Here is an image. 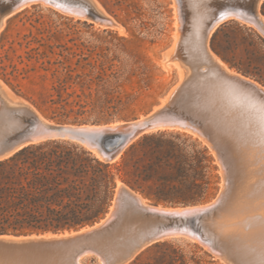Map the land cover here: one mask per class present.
Masks as SVG:
<instances>
[{
	"label": "rangeland",
	"instance_id": "374dc122",
	"mask_svg": "<svg viewBox=\"0 0 264 264\" xmlns=\"http://www.w3.org/2000/svg\"><path fill=\"white\" fill-rule=\"evenodd\" d=\"M103 1L106 0H32L29 3L23 4L20 0H13L12 2L15 3L10 4L12 3L10 2L9 5L1 8V13L5 15V21L0 29V83L3 86V91L8 94L7 98L12 102H16L8 103V105L6 104L7 112H5L4 115L7 116V113L12 115L14 112L11 110V107H15V105L16 107H18L17 105L19 104V107L24 104L28 105L25 100L17 99L12 93L19 94L26 100H29L28 97L39 99L42 91L46 94L51 89L54 80H56L53 76V72H55L56 69L59 70L57 73L60 74L63 72L66 65H71V67L74 68L73 74L76 75L77 73L90 72L92 67L88 62H93L97 64L98 69H100L101 63H105L106 66L113 63L114 71L119 70L120 72H124L116 90L118 91L117 94L122 97L124 102L127 101L128 95L130 96L129 105L123 110V113L129 115V117L114 119H133L147 114L155 107L156 109L162 108L161 114L153 118L150 122H166L169 116L167 113L173 110L175 112L178 110L177 113L185 114L190 118L193 117L192 108L194 105L202 102L201 95L203 91H201V86L202 83L207 80L204 79L202 74L206 71V66L201 59V54L195 51L187 41L193 33V30H191L192 21L190 17L187 16L186 11L179 13L178 0H114V2L118 1L120 4L116 7V12L121 18H124L127 10L131 14L132 20L127 26L124 25V27L119 24L113 25L99 22L97 18L95 22L90 19L88 13L91 8H93L92 10L96 13L99 11L104 12V9L107 10ZM251 1L252 0L243 2V5H249L248 7H250ZM128 4H130V6L126 9ZM209 4L213 5V2L207 4L208 9L212 8ZM263 4L264 0H260L258 10L262 13ZM12 8L17 9L9 15L5 14ZM70 11H75L80 14ZM261 16L264 20V13L263 15L261 14ZM230 18L220 22L211 32L208 41L211 52L230 70L237 72L236 67H233L230 63L225 61L213 49V37L215 32L219 30L216 39L219 49L228 57L233 58L235 62L243 68L250 70L252 77L258 79L256 76H261L264 78V32L259 29L260 27H257L256 24L249 20H241V18L238 17ZM181 33H183V35ZM79 60H81L80 63H78ZM191 69H194V71L192 72ZM107 71L109 73L111 72L110 69ZM128 72H130L129 76ZM42 75H46L45 80L41 77ZM145 82H148V84ZM177 83L178 85L180 84L179 89L175 95L171 97V100L169 99L170 95H167V93ZM45 87L48 89H44ZM102 88L103 82L96 79L95 82L92 83L91 88H84L85 93L88 94L91 91L93 93L92 96L86 97V95L83 94L79 97L77 94H82L81 86L80 84H74L73 89L77 92L70 100L77 99L84 104L88 103L84 108L88 111L80 115L79 121L72 120L77 116L76 112L71 113V119L69 120H62L60 117L54 118V115L58 114V112L54 110L55 108L52 107L50 103L43 106L42 109H39L37 106H29L34 108V110L49 123L81 124L84 122H93L92 119L96 116H101L102 113L99 112L97 106L94 108V105L90 102L97 99V97L103 93ZM29 101L31 102V100ZM159 105L160 107L157 108ZM169 106L170 108H168ZM68 108L78 110L80 106L73 104L68 106ZM161 115H163V118ZM159 117L161 118L159 119ZM114 119L100 123L103 125H105L104 123L112 124L111 122ZM29 121H35V118H29L27 125L30 124ZM195 125L198 127L196 128L197 130L171 125L156 127L154 129L151 127L134 137V139L122 149L120 154L110 159V161L113 162L120 159L125 149L145 132L168 129L186 132L197 138L208 148L213 158L212 169L209 173L211 179L209 194L207 199L200 203L211 201L218 191L219 195H222L223 200H221L216 208L208 210V214H203L202 220L207 222V224H201L200 213L196 216H186L185 219L181 220L182 222L179 221L181 225L170 226L168 229L170 232H168V234H163L161 237L159 236L155 239H168L174 241L184 247L186 251L196 250L197 254L205 256V264H229L219 256L222 250L228 258L230 257V261L232 259L231 264H262L261 262H257L261 261V259L264 264V252H261L264 251V224L260 222L262 219L257 217V212H246V208L249 207L250 204L242 201L236 203L234 201L233 197L236 180L231 170V162L228 155L225 154L223 149L218 148L208 137L207 132L203 129L202 122L197 121ZM12 127L13 126L5 122H1L0 134L12 129ZM71 140L79 142L92 151L84 142L82 143V141L77 139ZM216 150L221 153L220 157L217 156ZM99 158L103 159L101 157ZM224 173L228 175L225 177L226 174ZM120 184L123 185L124 183L121 178H117V197H119L118 194H121ZM222 185L224 186V190L222 189ZM124 186L130 189L126 184H124ZM225 187L226 192H224ZM133 192L140 195L148 204L155 205V202L145 197L139 191L135 190ZM215 202L216 201H213V203ZM213 203L199 204L198 206H211ZM163 204L165 203L159 205L164 207H182L166 206ZM118 205L117 208L120 210V204ZM126 206L128 205L125 200L122 202V207L126 208ZM229 212L242 215L234 221L244 222L243 232L224 233L222 224L225 221L222 217ZM209 213H211V215ZM119 214L116 218L117 224L115 227V234L117 237L114 234L111 243L102 247L105 253L100 251L106 257L110 254L114 255L121 252L122 249L129 247L132 243L135 244V240H137L140 235L151 230V228L149 229L148 226L143 225L141 222L137 223L135 221V223L131 218L128 219L124 211ZM180 226L183 228L178 229L177 227ZM202 228H205V232L202 231ZM212 229H214L213 232ZM49 233L50 232H48V234ZM132 233L134 234L132 235ZM192 233L194 235H192ZM215 233L218 237L215 236ZM118 234L120 235L118 236ZM209 234L211 235L210 237ZM119 237H121V239ZM214 238L221 240L224 246L219 247L213 242ZM118 245L120 246L118 247ZM234 245L237 247H234ZM244 247H248V250L246 248V254H248V256L245 254ZM236 248L237 250L241 249L242 252H238ZM252 250H254V253ZM249 252H251L253 256L255 254L258 256L255 255L252 257ZM241 253L247 256V258L250 256L251 258H244L245 256L242 257ZM67 258L71 260L70 256ZM80 261L82 264H98V262L102 264V258L98 252L87 253L82 256ZM233 261L234 263H232ZM71 263L73 264V261L69 264Z\"/></svg>",
	"mask_w": 264,
	"mask_h": 264
},
{
	"label": "trees",
	"instance_id": "16d2710c",
	"mask_svg": "<svg viewBox=\"0 0 264 264\" xmlns=\"http://www.w3.org/2000/svg\"><path fill=\"white\" fill-rule=\"evenodd\" d=\"M103 4L125 26L132 20L128 10L124 18L118 15V1L106 0ZM218 32L213 37V49L233 67L251 75L250 70L219 49ZM88 64L92 67L90 72L76 75L71 65H66L60 74L56 69L51 89L46 94L42 91L39 99L28 97L29 100L39 109L50 103L58 112L54 118L69 120L71 113L76 112L72 120L79 121L80 115L88 111L84 109L88 103L70 100L77 92L74 84L81 86L79 97L83 94L91 97L93 93L86 94L84 88H91L98 79L103 82V93L90 103L102 114L92 121L129 117L123 110L129 105L130 96L124 102L116 90L124 72L114 71L113 63L107 66L101 63L100 69L96 63ZM41 77L46 79V75ZM256 77L264 82L261 76ZM73 104L80 108H68ZM212 162L208 148L197 138L168 129L143 133L113 162L100 159L79 142L67 138L31 142L0 159V232L56 231L91 223L107 211L117 178L155 203H200L209 194ZM205 262V256L196 250L186 251L178 243L165 239L149 245L127 264Z\"/></svg>",
	"mask_w": 264,
	"mask_h": 264
},
{
	"label": "bare ground",
	"instance_id": "6f19581e",
	"mask_svg": "<svg viewBox=\"0 0 264 264\" xmlns=\"http://www.w3.org/2000/svg\"><path fill=\"white\" fill-rule=\"evenodd\" d=\"M12 1L13 0H0V16L2 14L1 8L9 5V3ZM21 1L23 4H26L31 2L32 0H20V2ZM245 1L248 0L176 1L177 3H179V13L186 11L187 16H189L192 21L191 30H193V33L187 41L192 46V48L195 49V51H198L201 54V59L206 66V71H204L202 74L204 79H207L202 83L201 86V91H203V94L201 95L202 102L194 105V107L192 108V114L194 118H190L185 114L177 113L178 110L177 112L173 110L167 113L169 114L167 121L161 123L153 121L147 123L141 122V124L139 125L125 122H117L105 125H65L63 130H59L56 123L47 122L40 114H38L34 110V108L29 106V104H24L21 107H19V104L17 105L19 108L15 105V107H11V110H13L14 112L12 115H9L8 113L7 116L4 115V113L7 112L6 109L8 103H16L10 101L8 98H5L4 106L0 111V123L5 122L6 124H9L13 127L8 131L2 132L0 135L6 133H14L22 130L25 132L31 131V135L34 137L35 141L44 139L46 137L67 136L82 141V143L84 142L85 145L92 149V152L96 156L101 158L109 157L110 159H112L114 157H117L122 149L128 143H130V141L134 139V137L138 136V134H140L144 130H148L151 127H153L154 129L156 127L165 125L196 129L198 127L195 124L197 121H199L203 123V129L207 132L208 137L218 148L223 149L225 151V154H227L230 159L231 170L233 171L236 180L233 197L234 201L236 203L242 201L244 203L250 204L249 207H245L247 209L246 212H257V217H260L261 219L264 218V87L256 81H251L252 85L248 86L240 83V81L245 79V77L237 72L230 70L223 62L216 58L211 52L208 44L210 34L214 30V28L220 22L230 17H238L241 18V20H249L250 22L256 24L257 27H260L259 29L264 32V20L258 10V4L260 0H252L250 7H248L249 5H243V2ZM15 2H12L10 4H13ZM210 2H213V5L209 4L212 8L208 9L207 4ZM251 8L256 10L257 15L251 14ZM92 9L93 8L89 10L88 14L91 15L90 12L92 11L93 14L96 15L97 21L113 25L116 24L112 19L104 18L101 15L102 12L99 11L96 13ZM70 12L80 14L75 11ZM181 34L183 35V33ZM194 69H191L192 72L194 71ZM0 90H3V86L1 83ZM170 106L168 108H170ZM162 116L163 115H161V117ZM161 117H159V119ZM29 118H35V121H29L30 124L27 125ZM141 127H145V129L140 130ZM118 139L119 142L114 147V149H102V151L99 150V148L103 146L102 143H104V146H107L108 143L115 142ZM224 174H226L225 177L228 175L227 173ZM120 188L121 196L118 194L119 197L116 196L115 200V204L117 206H119L118 204H120L119 213H122L124 211L128 219L131 218L132 220H134L133 222H141L143 225L148 226L149 229L151 228V230H147L148 232L140 235L137 240H135V244L149 237H155L157 239L163 234H168V232H170L168 231L170 226L181 225L179 221L185 219L186 216H196L200 213L201 224H207V222H204L202 220V216L203 214L208 212L206 210L209 205L186 207H164L160 205L155 206L145 202V200L140 197V195H137L135 192L128 189L126 186H124V184H120ZM222 189L224 190V186ZM224 192H226V187ZM125 200L128 205L126 206L127 209L122 207V202ZM172 213L184 214L172 215ZM209 214L211 215V213ZM241 216L242 215L230 212L224 215L222 217V219L226 222L222 224L224 233L243 232L244 222L234 221ZM116 224L117 220H115L114 223L107 229L91 235H73L70 237H63L64 235L58 236L52 232H50L51 234H48L47 232L44 237L48 239L43 240H30L24 236H0V264H69L72 261L73 264H82L80 261L82 256L91 252L100 253L102 264H107L108 259L109 261H112L118 258L122 254V252L128 249V247H126L125 249H122L121 252L114 255L110 254L108 255V257L104 256L100 252L102 251L103 253H105L102 247L111 243L113 235L115 234ZM180 227L177 228H183ZM202 229V231L205 232V228ZM213 230L214 229H212V232ZM133 234L134 233H132V235ZM119 235L120 234H118V236ZM192 235L194 234L192 233ZM211 235L209 234V237ZM115 236L117 237L116 234ZM215 236L218 237L217 234ZM119 238L121 239V237ZM213 242H215L219 247L224 246V243L221 240L214 238ZM133 245L134 243L130 244L129 247ZM119 246L120 245H118V247ZM234 247L237 246L234 245ZM246 248L248 250V247ZM246 248L245 254L247 252ZM237 251L242 252L241 249H238ZM253 251L254 250H252V252ZM249 254L252 257L256 255L255 254L253 256L251 252H249ZM241 255L242 257L245 256L243 255V253H241ZM246 255L248 256V254ZM69 256L71 257L72 261L70 260V258H67ZM247 256H245L244 258H247ZM251 256L247 259L251 258ZM257 262H261L263 264L262 259L261 261ZM232 263H234V261Z\"/></svg>",
	"mask_w": 264,
	"mask_h": 264
},
{
	"label": "water",
	"instance_id": "95a60500",
	"mask_svg": "<svg viewBox=\"0 0 264 264\" xmlns=\"http://www.w3.org/2000/svg\"><path fill=\"white\" fill-rule=\"evenodd\" d=\"M16 9L17 8H15V9L12 8L9 11H7L8 13H5V14L9 15L11 12H13ZM250 12L252 15H257L256 10H254L253 8L250 9ZM260 13L263 15V13L261 11H260ZM90 14H91L90 19H92L95 22L96 15L93 14L92 11L90 12ZM101 15L104 18L112 19L116 24H119V25L124 27V24L115 15L111 14L107 10L104 9V12H102ZM4 16H5L4 14H1V16H0V29L2 28L4 21H5ZM231 68H233V67H231ZM236 70L238 73H240L241 75H243L245 77V79L240 81V83H242L243 85H246V86L252 85L251 81H256L259 84H261L262 86H264V83L261 82L260 80L252 77L249 74H245V73L239 71L238 69H236ZM178 83H179V81H178ZM178 83L171 90H169V92L167 93V95H170L169 99H171V97H173L175 95V93L177 92V90L179 89ZM12 95L19 100H25L27 102V104L35 107V105L32 102H30L29 100H26L21 95L16 94V93H12ZM7 96H8V94L5 91L0 90V111L2 110V108L4 106V100H5V98H7ZM160 105L157 106V108L160 107ZM161 109H162L161 107L158 109H156V107H155L150 112H148L147 114H144L143 116H139V117L129 119V120L114 119L111 123L125 122V123H133L136 125L141 124V122L147 123V122H150L156 116L160 115ZM83 124L103 125L102 123H98V122H84L81 124H58L57 123V125H58L57 127L59 130H63L65 125H83ZM104 124H110V123H104ZM143 129H145V127L140 128V130H143ZM50 138H54V137H49V138H45V139H50ZM55 138L74 139L71 137H64V136H59V137H55ZM45 139H42V140H45ZM42 140H37V141H42ZM37 141L34 140V137L31 135V131L25 132L22 130V131H18V132H14V133L2 134V135H0V159L12 155L17 150H19L21 147H23L24 145H26L28 143L37 142ZM118 142H119V139L115 142H110L107 146H104V143H102L103 146L100 147L99 150L100 151H102V149L112 150V149H114V147L117 145ZM216 151H217V156L220 157L221 153L218 150H216ZM102 160L112 162V161H110L109 157H105ZM122 182L124 184H126L124 181H122ZM126 185L131 190L135 191L128 184H126ZM116 189H117V185L115 188V193L113 195V198L111 200V203H110L107 211L100 218H98L97 220H95L91 223L81 225V226H78L76 228H66V229H61V230H56V231L39 230V231H30V232H25V233H21V232H0V236H2V237H6V236L21 237V236H24L30 240H43V239H48V238L44 237V235L47 232H52L58 236L64 235L63 237H70L73 235H91V234L103 231V230L107 229L108 227H110L114 223V221L116 220V218L118 217V214H119V212H118L119 210L117 208V205L115 204L116 193H117ZM221 200H222V195L221 194L219 195V191H218L216 196L211 201L206 202V203L163 204V205L185 207V206L213 203V201H216L215 203H213L211 206H209L207 208L206 211H208V210L216 208L220 204ZM159 204H162V203H155V205H159ZM67 232H68V234H67ZM159 240H156L155 237L146 238L143 241H140V242L134 244L133 246L128 247V249H126L124 252H122V254L118 258H116L112 261L111 260L109 261V259H108L107 264H127L132 259H134L138 253H140L146 247H148L149 245H151L154 242L159 241ZM219 256L221 258H223L225 262L231 264L230 259L226 256V254L223 250L221 251ZM98 264H100V262H98Z\"/></svg>",
	"mask_w": 264,
	"mask_h": 264
},
{
	"label": "snow or ice",
	"instance_id": "6c2138e0",
	"mask_svg": "<svg viewBox=\"0 0 264 264\" xmlns=\"http://www.w3.org/2000/svg\"><path fill=\"white\" fill-rule=\"evenodd\" d=\"M197 211H199V210H197ZM182 214H184V213H172V215H182ZM261 223L264 224V218H262Z\"/></svg>",
	"mask_w": 264,
	"mask_h": 264
}]
</instances>
